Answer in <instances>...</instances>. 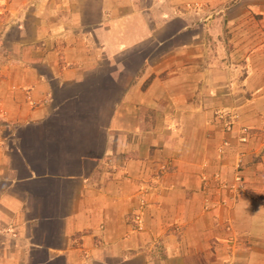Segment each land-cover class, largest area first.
<instances>
[{
	"label": "crops",
	"instance_id": "1",
	"mask_svg": "<svg viewBox=\"0 0 264 264\" xmlns=\"http://www.w3.org/2000/svg\"><path fill=\"white\" fill-rule=\"evenodd\" d=\"M0 264H264V0H0Z\"/></svg>",
	"mask_w": 264,
	"mask_h": 264
},
{
	"label": "rangeland",
	"instance_id": "2",
	"mask_svg": "<svg viewBox=\"0 0 264 264\" xmlns=\"http://www.w3.org/2000/svg\"><path fill=\"white\" fill-rule=\"evenodd\" d=\"M241 1V3L242 4H244V6H248V5H250V3H251V0H240ZM224 20H226V18L224 19ZM221 27H223V26H221ZM234 114H238L237 112H232V114H230L229 116H227L226 114L224 115V113H219L218 115L219 116H224L223 118L222 117H220V120H223L224 122H225V124H224V126H225V130H226V132L227 133H229L230 131L228 130V128L230 127V124L229 123H227V121L228 120H230V123H231V119L229 118L231 115H234ZM238 121H240V118H238ZM238 121H237V123H238ZM237 123L235 124L236 125V128H237ZM243 128H247L248 130H249V132H250V136H249V140H250V138H251V135H252V133H251V129L250 128H248V127H244V126H242V127H240V131H239V134H240V140H241V138H242V133H241V130L243 129ZM233 130V129H232ZM231 130V131H232ZM249 140H248V142H249ZM247 142V143H248ZM242 143V142H241ZM247 143H242V144H247ZM223 152V150H220V153H222ZM223 154V153H222ZM243 158L241 157V158H239L238 159V164L241 166L242 165V163H243V160H242ZM156 178L157 177H159V176H155ZM241 182L238 180V184H237V186H234V187H232V193L234 194V195H238V193H239V191H240V184ZM235 187H236V189H235ZM226 206H227V204H226ZM227 230H228V232L229 233H227V237L229 238L230 237V241H233V239H235V238H237L236 237V233H235V227L234 228H232L231 226L229 227V229L227 228Z\"/></svg>",
	"mask_w": 264,
	"mask_h": 264
},
{
	"label": "built area",
	"instance_id": "3",
	"mask_svg": "<svg viewBox=\"0 0 264 264\" xmlns=\"http://www.w3.org/2000/svg\"><path fill=\"white\" fill-rule=\"evenodd\" d=\"M220 117H224V116H220ZM231 119V124H230V127L228 128L229 131H231L235 124L237 123L238 121V114H234V115H231L229 117ZM241 133H242V138H241V142L242 143H247L248 140H249V136H250V132L247 128H243L241 130ZM141 208L140 210H138V212L135 214V221H136V224L138 226V229L141 230L142 229V224H143V217H142V212H143V209L146 207L147 203H146V199H142V202H141Z\"/></svg>",
	"mask_w": 264,
	"mask_h": 264
}]
</instances>
